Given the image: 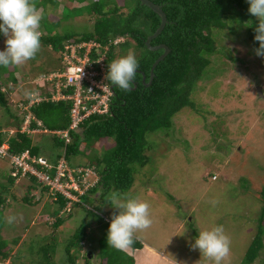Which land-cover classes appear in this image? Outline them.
Returning <instances> with one entry per match:
<instances>
[{
  "label": "rangeland",
  "instance_id": "obj_1",
  "mask_svg": "<svg viewBox=\"0 0 264 264\" xmlns=\"http://www.w3.org/2000/svg\"><path fill=\"white\" fill-rule=\"evenodd\" d=\"M117 1L120 6L128 4L127 0ZM244 2L249 8L247 0ZM121 10L126 12L125 7ZM66 12L72 14L70 10ZM84 13L72 21L69 19L73 17L63 18L69 22L64 26L60 24L55 31H92V19ZM43 20L46 22L44 16ZM226 21V28L212 29L216 51L208 55L210 63L194 86L193 107L178 111L169 129L147 134L146 160L132 164L135 181L131 188L111 190L100 203L87 200L85 206L91 204L92 210L104 220L78 206L70 215L60 213L64 222L61 227H53L56 217L52 211L57 204L51 203V193L33 185L29 179H15L10 185L9 160L0 157V184L8 185L10 193L15 194V198L7 195L3 210L0 236L8 241L9 254L5 259L0 258V264H39L40 256L36 251L50 241L57 245L54 263L68 264L65 242L81 223L87 226L86 237L72 248L76 264L104 262L99 256L98 239L106 223L111 222L112 214L118 215L120 211L109 203L111 193L121 198L130 196L149 205L152 224L134 233V238L150 242L181 264H215L191 245L200 231L216 226H223L230 239L229 254L221 264H246L243 258L256 234L261 211L257 194L264 186V98L256 91L260 86L264 95V57L257 56L254 51L259 47V42L254 40L259 23L255 16L250 14L245 22L227 16ZM129 50L137 56L134 47L124 54H118L120 48L116 47L114 60L126 56ZM19 67L15 74L22 83L11 88L12 95L6 98L10 109L21 119L24 111L16 102L34 88L32 80L43 79L59 70L61 61L57 52L41 44L35 58ZM15 123L0 107V125L14 129ZM29 134L39 145L41 140L50 142L48 134ZM82 151L83 154L72 157L73 165L84 166L90 163L92 154L99 153L90 147H83ZM89 174L86 181L91 185L98 175ZM26 195L30 202L23 200ZM88 197L92 200L94 196L88 194ZM9 216H16V221L8 224L6 218ZM161 235L167 238L165 243ZM125 251L132 256V248ZM263 262L264 248L252 264Z\"/></svg>",
  "mask_w": 264,
  "mask_h": 264
},
{
  "label": "trees",
  "instance_id": "obj_2",
  "mask_svg": "<svg viewBox=\"0 0 264 264\" xmlns=\"http://www.w3.org/2000/svg\"><path fill=\"white\" fill-rule=\"evenodd\" d=\"M127 1V5H121L126 8V12H122V7L117 0H93L88 7V13H95L97 16L92 31L57 33L55 31L57 24L48 22L45 10L46 6L50 8L54 6L56 0H33L36 8L43 6L41 16H44L46 20L44 22L41 19L40 22V26L45 29V33H41V44L49 46L57 53L64 41L68 39H73L75 42L94 39L103 44L109 38L116 36L126 37V40L118 46L120 48L118 54H124L130 47L138 51L136 59L139 67L132 91L126 92L114 87L106 79L113 91L109 99L108 111L101 114L91 113L75 128L70 129L69 142L66 143L64 138L51 131L68 128L70 102L50 100L51 87L40 80L35 83L32 90H37L40 95L47 96L48 99L29 107L28 128L40 129L34 134L39 133L41 136L48 134L50 142L41 140L39 145L33 141L26 130L21 131L24 116L18 119V116L10 109L6 98L10 95L11 88L13 89L20 83L15 74L17 68L20 67L0 66V107L16 122L14 124L16 131L13 133L1 131L4 126L0 125V143L6 139L10 153H21L28 150L31 155H44L41 154L44 152L48 155L44 156L53 165L57 164L63 156L70 166H78L72 164V157L83 154V147L99 151L97 155H91L90 163L84 165L94 167L98 175L96 182L80 196L79 201L72 202L71 210L67 215L71 214L74 207L80 206L86 211H92L98 219L104 220L92 208L89 209L91 204L89 208L85 206L87 200L89 202L98 200L96 203H100L111 190L124 191L131 188L135 181L132 164L146 160L144 149L148 141L147 134L169 129L172 126V117L178 111L185 107H193L191 94L194 86L210 63L208 55L216 51L212 29L226 28L227 16H234L241 22L247 21L250 16L244 0H150L161 6L167 19L161 32L150 40V45L165 44L169 51L155 65L153 78L147 85L150 69L154 61L162 54L163 49L151 50L145 44V40L156 30L161 19L152 9L141 4L140 0ZM81 14V11H77L75 15L66 13L62 18L68 19ZM3 39L4 35L0 32V41ZM115 49L116 47L112 46L106 56L107 72L109 64L115 58L117 52ZM22 178L29 179L33 185L41 186L43 191L48 189L43 183H38L33 175ZM8 180L10 185L15 180L10 172ZM8 194L15 198L14 192L10 193L8 185L0 184V230L4 224L3 210L8 201ZM88 194L94 196L92 200ZM27 195L23 197V200L30 202ZM56 197L57 199L52 200L53 196L50 195L51 203L57 204L52 211V215L56 217L52 223L55 228L61 227L64 222V217L59 214L68 201L61 194H57ZM257 198L261 202V211L256 234L243 258L246 264H252L264 248V186L259 190ZM109 226L110 222H107L105 230L98 239L99 256L104 261L99 264H134L133 257L125 250L120 251L109 247L107 243ZM86 227L85 223H81L72 237L65 242L64 253L68 264H76L72 248L83 242L86 237ZM8 247V241L0 236L1 259L8 257ZM56 247L54 241L40 245L36 251L40 256L39 264H55L53 255ZM141 247V241L134 238V243L130 248ZM86 259L89 261L88 257Z\"/></svg>",
  "mask_w": 264,
  "mask_h": 264
},
{
  "label": "built area",
  "instance_id": "obj_3",
  "mask_svg": "<svg viewBox=\"0 0 264 264\" xmlns=\"http://www.w3.org/2000/svg\"><path fill=\"white\" fill-rule=\"evenodd\" d=\"M126 40L124 36L109 38L106 43L94 39L75 42L73 39L64 41L58 51L61 68L40 79L49 84L50 100H65L70 102L69 126L63 130L51 131L70 140L69 130L75 128L91 113H105L109 108V99L112 88L106 81V56L112 46L118 47ZM48 99L38 93H33L27 105L19 103L22 108H28L34 102ZM30 114L26 115L21 131L35 133L40 129H29ZM40 125V122H37ZM4 131V130H3ZM15 129H9L13 133ZM6 139L0 143V157H6L10 163V175L15 179L33 175L38 183L48 187V191L57 199L61 194L68 201L65 212L70 211L72 202L79 201V195L89 187L86 176L94 174V167L70 166L62 156L57 164L53 165L43 155H31L28 150L21 153H10ZM39 166V167H38ZM54 169V171H53ZM215 179V176H212ZM77 192V194L74 193Z\"/></svg>",
  "mask_w": 264,
  "mask_h": 264
},
{
  "label": "clouds",
  "instance_id": "obj_4",
  "mask_svg": "<svg viewBox=\"0 0 264 264\" xmlns=\"http://www.w3.org/2000/svg\"><path fill=\"white\" fill-rule=\"evenodd\" d=\"M247 2L250 5L248 12L259 21L258 26L255 28L256 34L254 37V40L259 42V47L254 51L257 56L264 57V0H247ZM41 19L42 16L33 0H0V32L6 37V48L0 51V66L5 68L20 66L35 58L41 47V33L39 31ZM138 67L139 63L134 52L129 50L126 56L115 59L109 64L106 79L112 86L130 92L133 89ZM39 80H32L31 83L35 86V83ZM33 93L39 94L37 90L31 89L25 92L26 97L24 99L16 102V106L24 111L23 123L26 115L30 114L29 107L40 100L32 103L28 108H22L19 103L27 105ZM25 100H27L26 103ZM8 130L1 129L5 133ZM96 179L79 195V198L94 185ZM74 193L77 194L76 191ZM109 203L120 211L118 215L114 212L111 216L107 243L109 247L124 251L134 243V233L151 226L149 205L130 196L121 198L116 193L109 195ZM86 207L89 208L90 206ZM68 212L61 211V213L66 214ZM15 221L16 216L6 218L8 224ZM191 247L193 250L199 249L202 256L213 260L215 264H221V261L229 254L230 239L225 234L223 226H216L210 230L200 231Z\"/></svg>",
  "mask_w": 264,
  "mask_h": 264
},
{
  "label": "crops",
  "instance_id": "obj_5",
  "mask_svg": "<svg viewBox=\"0 0 264 264\" xmlns=\"http://www.w3.org/2000/svg\"><path fill=\"white\" fill-rule=\"evenodd\" d=\"M92 1L93 0H56L54 6H52L51 8L46 6L45 10H46V16L48 22L56 23L57 24L56 29H58L57 27H59L60 24L64 26L69 22L68 20L63 21L64 19L62 18L63 14L66 13L68 14L66 10H70L72 14L75 15L77 11H81L82 13H84L82 9H85L87 10L86 13H84L87 14L85 17H87L90 20L92 19L90 22L91 25H93L97 16L95 13L94 14L88 13V7L91 5ZM37 9L40 12V14H42L43 6H40ZM74 17L77 16H73V19H69V20L70 21L74 20ZM39 31L40 33L42 32L45 33L44 27L40 26ZM5 40L6 37L4 36V39L0 41V49L6 48ZM14 91H15L14 93L17 92V87H15ZM9 94L12 95V92L10 91ZM160 238L164 239V243L165 241H167V238L163 235H161ZM140 241L142 243V247L137 249H132V257L134 259V264H181L180 262L174 260V258L167 255L164 251L159 250L150 242H146L144 240H140ZM158 242L159 243L163 242V240H159Z\"/></svg>",
  "mask_w": 264,
  "mask_h": 264
},
{
  "label": "water",
  "instance_id": "obj_6",
  "mask_svg": "<svg viewBox=\"0 0 264 264\" xmlns=\"http://www.w3.org/2000/svg\"><path fill=\"white\" fill-rule=\"evenodd\" d=\"M141 4H144V6H147L149 7L150 9H152L155 13H157L159 16H160V24L159 26L156 28V30L147 37V39L145 40V44L147 45V47L151 50H155V49H158V48H162L163 49V52L162 54L154 61L151 69H150V75H149V81L146 83L147 85L150 84L152 78H153V75H154V67L155 65L164 58V56L168 53L169 49L168 47L165 45V44H159V45H156V46H151L150 45V40L153 39L154 37H156L160 32L161 30L163 29L164 25L166 24L167 22V19H166V15L165 13L163 12V10L161 9V6L158 5V4H155L153 3L152 1L150 0H140ZM142 79L144 80V76L142 77ZM256 91H257V94L258 96L264 98V95L261 91V87L260 86H257L256 87Z\"/></svg>",
  "mask_w": 264,
  "mask_h": 264
}]
</instances>
